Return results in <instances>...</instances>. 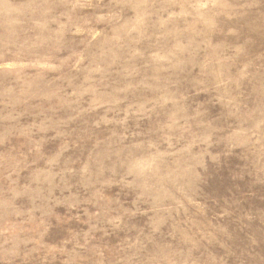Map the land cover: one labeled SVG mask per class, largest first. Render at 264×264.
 Masks as SVG:
<instances>
[{"label":"rangeland","instance_id":"1","mask_svg":"<svg viewBox=\"0 0 264 264\" xmlns=\"http://www.w3.org/2000/svg\"><path fill=\"white\" fill-rule=\"evenodd\" d=\"M0 264H264V0H0Z\"/></svg>","mask_w":264,"mask_h":264}]
</instances>
